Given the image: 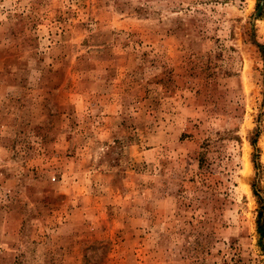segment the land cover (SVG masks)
Returning a JSON list of instances; mask_svg holds the SVG:
<instances>
[{
	"label": "rangeland",
	"instance_id": "374dc122",
	"mask_svg": "<svg viewBox=\"0 0 264 264\" xmlns=\"http://www.w3.org/2000/svg\"><path fill=\"white\" fill-rule=\"evenodd\" d=\"M257 5L0 0V264H264Z\"/></svg>",
	"mask_w": 264,
	"mask_h": 264
},
{
	"label": "trees",
	"instance_id": "16d2710c",
	"mask_svg": "<svg viewBox=\"0 0 264 264\" xmlns=\"http://www.w3.org/2000/svg\"><path fill=\"white\" fill-rule=\"evenodd\" d=\"M263 0H258V5L257 8L260 10L261 9V4H262ZM257 143L256 139L253 140V146H255ZM257 158V157H255ZM259 164H256V168L258 169ZM254 193L257 197H259L258 194V190L256 189V186L254 188ZM257 226H258V232L261 236V238H264V214H263V209L261 208L260 212H259V217H258V221H257Z\"/></svg>",
	"mask_w": 264,
	"mask_h": 264
},
{
	"label": "bare ground",
	"instance_id": "6f19581e",
	"mask_svg": "<svg viewBox=\"0 0 264 264\" xmlns=\"http://www.w3.org/2000/svg\"><path fill=\"white\" fill-rule=\"evenodd\" d=\"M245 171H246L245 174L247 176V174L249 173V166L248 165L246 166V170Z\"/></svg>",
	"mask_w": 264,
	"mask_h": 264
}]
</instances>
